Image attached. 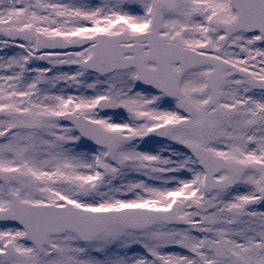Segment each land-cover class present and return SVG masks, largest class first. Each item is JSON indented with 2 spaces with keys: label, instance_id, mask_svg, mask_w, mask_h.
I'll use <instances>...</instances> for the list:
<instances>
[{
  "label": "snow or ice",
  "instance_id": "6c2138e0",
  "mask_svg": "<svg viewBox=\"0 0 264 264\" xmlns=\"http://www.w3.org/2000/svg\"><path fill=\"white\" fill-rule=\"evenodd\" d=\"M0 264H264V0H0Z\"/></svg>",
  "mask_w": 264,
  "mask_h": 264
},
{
  "label": "rangeland",
  "instance_id": "374dc122",
  "mask_svg": "<svg viewBox=\"0 0 264 264\" xmlns=\"http://www.w3.org/2000/svg\"><path fill=\"white\" fill-rule=\"evenodd\" d=\"M120 118H122L121 115H118V116L116 117V119H120ZM150 147H151V146H150ZM157 147H158V145H157Z\"/></svg>",
  "mask_w": 264,
  "mask_h": 264
}]
</instances>
